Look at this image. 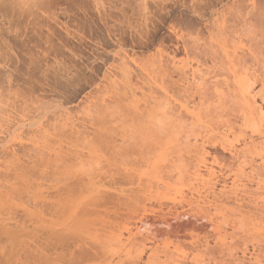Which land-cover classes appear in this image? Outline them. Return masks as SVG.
Wrapping results in <instances>:
<instances>
[{
	"label": "bare ground",
	"instance_id": "obj_1",
	"mask_svg": "<svg viewBox=\"0 0 264 264\" xmlns=\"http://www.w3.org/2000/svg\"><path fill=\"white\" fill-rule=\"evenodd\" d=\"M63 1L0 0V20L63 14ZM201 3L182 6L198 16ZM233 6L226 17L224 10L211 16L205 35L175 20L170 32L181 57L159 49L140 63L116 51L118 70L103 74L86 112L89 120L100 109L106 129L90 136L55 106L52 128L32 123L24 138L17 126L0 140V171L18 173L27 142L47 157L42 168L58 173L48 184L43 177L46 187L13 173L31 200L18 206L0 179V264H264V53L261 45L252 52L257 43L251 56L240 53V35L253 29L250 10ZM102 142L110 161L99 153ZM107 163L114 169L105 172ZM11 202L25 224L12 222Z\"/></svg>",
	"mask_w": 264,
	"mask_h": 264
},
{
	"label": "rangeland",
	"instance_id": "obj_2",
	"mask_svg": "<svg viewBox=\"0 0 264 264\" xmlns=\"http://www.w3.org/2000/svg\"><path fill=\"white\" fill-rule=\"evenodd\" d=\"M66 1H63L66 3L62 6L65 9L63 14L56 12L54 16L49 14H46V17L45 14L41 17L40 15L34 16L33 19H26V22L25 19L20 18V20L17 19L19 22L12 20L8 22L9 24L6 21L2 23L0 20V140H4L3 143L10 139L11 131L17 126H22V137L27 138L31 136L30 128L34 127L32 123L35 125L52 123L53 120L50 117L52 118L53 113L50 111H53L52 107L55 108V106L69 110L70 115H74L73 118L77 119L80 125L83 124L81 130H85L90 136H93L98 128L106 129L108 125L104 121L107 118L100 109L96 115L94 114L93 119L88 120L90 116L86 113L94 96H99L100 91L103 90L101 88L105 85L103 74L110 75L117 72L119 51L138 56L139 60H137L140 63L149 61L150 58L147 60L146 57H152L159 49L165 54L177 52L178 57H181L182 48L176 46V41L170 32V26L177 19L182 23L184 21L189 23L187 25L192 33L195 32L194 36L197 33L205 35L209 25H212L211 16L218 17L224 10L226 17V9L235 4L244 10V7H247L250 10H248L249 14L253 15L248 14L247 21L251 20V28L256 32L253 30L242 32L238 40L239 50H242L240 53L247 51L245 54H248V50L251 52L256 43L259 45L256 44L252 52H258L257 47L261 45L260 49L264 53V44H260V35L257 33L258 30L264 33V17L258 14V9L264 6V0H74L73 3ZM199 2L202 3L197 9L200 12L198 16H191L188 10L183 9V4L196 3L198 5ZM138 3H143V7L139 8ZM249 54L251 56V53ZM248 66L251 69V63ZM173 75L172 77L177 79L176 75ZM58 108L56 109L59 110ZM51 125L46 126L52 128ZM26 143L18 151L21 164L24 166L21 168L20 164V167L18 166L15 170L22 177L14 171L11 174V171H0L4 173L0 174L3 183L7 186L13 185L10 187H15L14 190L17 188V191L13 189L11 191L8 186L10 199L12 202L15 200L17 204L13 203L16 206L30 204L31 200L23 194L20 183L16 185L17 181H13V173L15 176L17 173L19 178L31 179L32 177L33 181L42 178L41 183L44 187L47 182L50 183V178H58V173L55 171L57 174L54 175L52 172L55 169L54 166L48 164L47 168H42V161L47 160L45 154L42 156L39 151L29 149ZM98 149H101L99 153L101 152L102 157L104 155V159L107 158L109 161L112 159L110 151L104 144H99ZM27 160L31 161L30 164ZM3 161L4 157L0 155V166ZM118 161L111 164L116 163L115 166H117ZM121 162L119 161L120 164ZM107 164L110 165V163ZM109 165L103 168L105 172L114 169V166ZM24 168L27 170L25 171ZM32 168H36L37 171ZM39 168L45 170L44 175H39L43 171ZM116 171L112 170V172ZM43 177L49 181H45ZM114 178H120V176L116 174ZM125 187L123 183L118 185L119 189H125ZM47 191L51 194L55 192L54 189ZM12 202L10 204L11 208L13 207L10 208L14 219L12 222L23 224L25 221L26 223L27 217ZM124 221V218L119 219L115 229L119 230Z\"/></svg>",
	"mask_w": 264,
	"mask_h": 264
}]
</instances>
